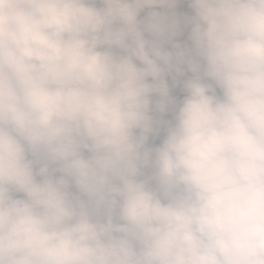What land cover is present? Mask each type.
I'll return each mask as SVG.
<instances>
[{
    "label": "clouds",
    "instance_id": "obj_1",
    "mask_svg": "<svg viewBox=\"0 0 264 264\" xmlns=\"http://www.w3.org/2000/svg\"><path fill=\"white\" fill-rule=\"evenodd\" d=\"M180 2L0 0V264H264V0Z\"/></svg>",
    "mask_w": 264,
    "mask_h": 264
},
{
    "label": "rangeland",
    "instance_id": "obj_2",
    "mask_svg": "<svg viewBox=\"0 0 264 264\" xmlns=\"http://www.w3.org/2000/svg\"><path fill=\"white\" fill-rule=\"evenodd\" d=\"M157 10H159V9H157ZM147 11H148V9H146L144 13H141V16H144ZM176 11L181 15H185V14L186 15H192L193 14L192 9L189 6L188 0H181V2L177 5ZM187 32H188V30L186 29L185 33L183 35V38L181 39V42L185 41V34H187ZM137 63H139V62H137ZM173 76H174L175 83L180 85V86H183V80L188 77L186 75L179 76V75H176L175 73H173ZM184 95H183V97H184ZM151 99L155 103V101H157L159 98L157 95H153ZM176 105H178V104H170L168 107V110L166 112H164V113L154 112L153 115L160 121H164V122L171 121L173 118V115H174L173 109ZM162 127H164V131L162 130ZM164 134H165V125L162 124L160 127V131L158 133L150 135L147 146L148 147H154L153 146L154 138L162 137Z\"/></svg>",
    "mask_w": 264,
    "mask_h": 264
},
{
    "label": "trees",
    "instance_id": "obj_3",
    "mask_svg": "<svg viewBox=\"0 0 264 264\" xmlns=\"http://www.w3.org/2000/svg\"><path fill=\"white\" fill-rule=\"evenodd\" d=\"M97 6H100V5L98 4ZM182 38H183V36L179 37L178 39L181 41ZM185 75L190 76L191 73H188L187 71H185ZM166 80L169 84L170 98L174 102L173 104H179L182 101L183 95L185 94V92L183 90V86H180V85L175 83L173 74L167 76ZM162 130L164 131V127H162ZM164 135L162 137H159V138L158 137L154 138V141H153L154 147L158 146L162 142Z\"/></svg>",
    "mask_w": 264,
    "mask_h": 264
}]
</instances>
